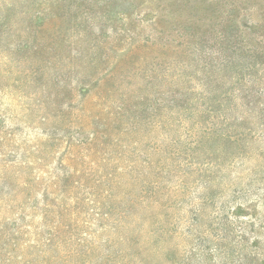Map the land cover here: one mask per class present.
Instances as JSON below:
<instances>
[{"label":"rangeland","instance_id":"374dc122","mask_svg":"<svg viewBox=\"0 0 264 264\" xmlns=\"http://www.w3.org/2000/svg\"><path fill=\"white\" fill-rule=\"evenodd\" d=\"M0 264H264V0H0Z\"/></svg>","mask_w":264,"mask_h":264}]
</instances>
